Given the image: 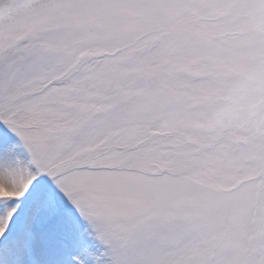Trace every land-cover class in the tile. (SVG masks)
<instances>
[{
  "label": "snow or ice",
  "instance_id": "snow-or-ice-1",
  "mask_svg": "<svg viewBox=\"0 0 264 264\" xmlns=\"http://www.w3.org/2000/svg\"><path fill=\"white\" fill-rule=\"evenodd\" d=\"M0 264H264V0H0Z\"/></svg>",
  "mask_w": 264,
  "mask_h": 264
}]
</instances>
